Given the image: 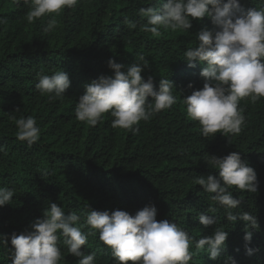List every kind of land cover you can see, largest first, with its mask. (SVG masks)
Wrapping results in <instances>:
<instances>
[{
    "label": "trees",
    "instance_id": "trees-1",
    "mask_svg": "<svg viewBox=\"0 0 264 264\" xmlns=\"http://www.w3.org/2000/svg\"><path fill=\"white\" fill-rule=\"evenodd\" d=\"M241 4L245 9L264 8V0H241ZM149 6L159 7V0H78L74 8H65L56 17L55 32L45 34L48 17L29 24L27 7L0 0V17L6 20L0 24V145L5 146L0 152V187L14 189L11 203L0 206V234L8 237V248L0 246V264H11V234L31 231V224L42 218L51 202L66 213L75 211L81 224L90 208L135 215L155 205L158 221L176 222L194 242L217 227L228 231L226 249L218 260L199 252L189 264H224L228 257L237 264H264V98L255 104L241 100L246 123L240 134L229 137L231 143L220 133L203 138L199 122L188 117L183 103L184 97L203 88V65L189 67L183 54L198 45L197 33L215 26L205 17L194 20L190 31L161 29V36L154 37L140 30L146 19L139 16V9ZM125 17L137 28H127ZM137 54L149 62L142 76L153 77L158 90L162 78L174 82L176 104L141 121L138 133L113 128L110 113L95 127L78 121L75 106L85 85L101 75H114L110 59L125 65L126 71ZM60 70L69 75L71 86L62 100L53 101L35 89L37 74ZM13 116H33L40 140L31 147L19 141ZM234 151L258 177L255 193L230 189L242 200L233 212H249L259 222L248 244L256 249L251 256L246 254L245 222H228L225 210L211 201L213 194L194 182L201 175L219 177V171L203 160L208 154L223 157ZM210 206L217 208L218 224L205 228L196 216ZM60 247V264H78L79 258L70 255L63 243ZM81 250L95 252V264H116L98 232Z\"/></svg>",
    "mask_w": 264,
    "mask_h": 264
},
{
    "label": "clouds",
    "instance_id": "clouds-1",
    "mask_svg": "<svg viewBox=\"0 0 264 264\" xmlns=\"http://www.w3.org/2000/svg\"><path fill=\"white\" fill-rule=\"evenodd\" d=\"M14 2L28 8L26 21L29 24L48 17L43 32L51 34L58 27L56 17L65 8H74L78 0ZM159 5L141 7L138 12L142 19H146L140 30L154 37L161 36V29L190 31L194 20L210 18L214 29L209 31L205 27L197 33L198 45L183 54L189 67H196L197 62L203 65L200 76L205 81L203 88L184 97L183 103L188 117L199 122L203 138H214L220 133L229 139L240 134L246 123L241 100L247 98L255 104L264 98V8L245 9L241 0H159ZM2 23L6 20L0 17ZM123 23L130 30L137 28V23L127 17ZM148 66V60L140 54L126 71L123 70L125 65L110 59L109 68L114 75H101L85 85V93L75 106L76 119L95 127L104 114L110 113L114 118L113 128L138 133L141 121H149L162 110L171 109L177 102L173 93L176 89L174 82L162 78L157 91L154 78L145 81L142 76ZM37 75L35 89L53 101L62 100L71 86L69 75L63 70L51 75ZM12 119L17 126L15 135L19 141L31 147L40 140V128L33 116H13ZM4 151L5 146L0 145V152ZM203 160L210 168L219 171V177L201 175L195 178V184L202 186L204 192L213 194L211 201L225 210L228 222H245L246 254L253 255L256 249L248 244L253 238L252 229L259 230L258 219L249 212H233L242 200L235 198L230 189L257 192L255 169L235 151L223 157L208 154ZM13 197L14 189L0 187V206L10 204ZM216 212L217 208L210 206L196 219L207 228L218 224ZM157 215L155 205H147L135 215L119 209L97 211L90 208L81 224V216L75 211L66 213L63 207L51 202L43 210L42 218L31 224V231L11 234V264H60L63 259L61 243L70 255L79 258L78 264H95L96 253L85 254L81 249L97 232L100 241L111 249L116 264H189L199 252L207 253L215 261L226 249L229 233L221 227L194 242L186 229L167 219L158 221ZM85 227L87 231H83ZM193 242L195 252L190 250ZM0 246L8 248L6 235L0 234ZM224 264L237 262L228 257Z\"/></svg>",
    "mask_w": 264,
    "mask_h": 264
},
{
    "label": "water",
    "instance_id": "water-1",
    "mask_svg": "<svg viewBox=\"0 0 264 264\" xmlns=\"http://www.w3.org/2000/svg\"><path fill=\"white\" fill-rule=\"evenodd\" d=\"M145 81H147V79H146ZM154 85H155L156 90L158 91V86H157V84L154 83Z\"/></svg>",
    "mask_w": 264,
    "mask_h": 264
}]
</instances>
